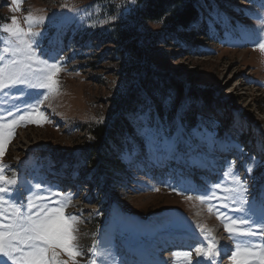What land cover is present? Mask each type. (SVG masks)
Instances as JSON below:
<instances>
[{
  "label": "rangeland",
  "instance_id": "obj_1",
  "mask_svg": "<svg viewBox=\"0 0 264 264\" xmlns=\"http://www.w3.org/2000/svg\"><path fill=\"white\" fill-rule=\"evenodd\" d=\"M207 1L206 12L189 27L192 29L190 42L160 35L153 47L158 52L150 63L159 73H168L188 85L214 90L221 104L198 114L203 116V122H214L208 130L217 141L238 144L247 155L235 150L225 152L220 155L222 160L208 165L205 159L216 152L205 149L199 156H193L192 161L208 166L193 167L182 149L176 158L172 153H156L139 134L137 116L142 113L138 112L128 116L135 136L126 135L111 154L114 160L120 158L125 163L124 173L121 178L112 179L111 186H106V179L96 181L82 176L79 171L86 166L83 151L86 139H93L90 129L108 124L119 115L117 112L110 116L115 108L113 101L140 77L139 71L130 65L134 55L122 57L117 53L120 46L110 42L117 25L126 27L133 23L131 10L125 12L122 19L102 24L108 15L119 14L124 8L132 9L133 5L129 0H23L20 10L14 11L16 5L12 0H0V26L10 23L15 15L26 28L24 17L29 13L53 17L62 26V31L45 33L52 46L62 49L59 92L41 106L46 117L41 125L25 122L15 129L2 162L9 166L7 175L11 177L15 173L19 181H28L33 186L34 196H49L54 202L56 197L49 188L73 193L66 211L79 217L78 243L84 252L83 257L78 258L80 264H87L91 258L89 249L94 243L107 239H111V246L119 249L128 264H178L173 253L189 250L187 246L193 245L183 237L170 241V238H161L158 241L162 244L159 249L163 250L160 255L144 256L139 261H130L129 257L135 253L132 250L148 247L160 234L184 233L186 228L195 231L198 242L203 243L198 225H203L211 236L218 233L223 241L215 239L219 245L225 243L229 249L234 248V241L224 230L223 217L217 219V216L219 213L240 214L221 208L215 198L202 203L197 196L211 191L217 183H228L223 177L227 161L235 159V166L244 178L243 165L250 156L264 160V151H261L264 146V52L243 38L257 23L255 15L264 13V7L262 0ZM90 5L100 10L91 18L82 17L83 23L72 19L73 6ZM210 18H215V22ZM48 24L46 19L45 25ZM148 27L155 33L162 31L161 24L152 23ZM43 28L41 25L33 31ZM3 46L0 44V48ZM44 47H50L48 41ZM24 91L34 94V90L26 87ZM12 92L18 95L15 89ZM0 100L5 101V109L15 104L20 108L17 115L23 114L20 99L5 95ZM228 100L237 108L224 104ZM200 105L199 99L187 97L180 108L183 106L186 112L190 108L199 109ZM13 111L15 113L14 108ZM222 129L223 133L219 134ZM64 168L68 172L61 171ZM254 175L259 193L264 189V167L257 168ZM40 182L43 186L35 188ZM216 191L223 195L221 190ZM180 192L184 194L181 198L176 194L181 195ZM189 196L192 198L188 199ZM149 207H155V211L146 215L143 210ZM100 218L103 223L99 225L97 219ZM164 219L167 223L171 221L168 229H160ZM62 258L67 259V256L62 254ZM222 261V264H230L228 256Z\"/></svg>",
  "mask_w": 264,
  "mask_h": 264
},
{
  "label": "snow or ice",
  "instance_id": "obj_2",
  "mask_svg": "<svg viewBox=\"0 0 264 264\" xmlns=\"http://www.w3.org/2000/svg\"><path fill=\"white\" fill-rule=\"evenodd\" d=\"M129 2L133 6L137 4V0ZM22 3L23 0H12V4L16 5L14 11L20 10ZM99 10L95 5L84 8L73 6L70 9L72 19L81 23L82 17L91 18ZM130 10L124 8L119 14H110L102 24L122 19L124 13ZM46 19L48 25H45ZM210 19L215 22V18ZM255 20L257 23L243 38L264 52V13H257ZM24 21L26 28L13 15L10 23L0 26V44L4 45L0 48V97L7 95L13 100L20 99L24 107L23 114L17 115L20 113L18 106L13 104L12 108L5 109V101L0 100V264H80L78 258L83 257L84 252L78 243L79 217L66 211L71 205L73 193L49 188L52 196L56 197L54 202L49 196H34L33 186L28 181H19L15 173L11 177L7 175L9 166L2 162L6 146L15 136V129L25 122L41 125L46 119L41 106L59 92L62 49L52 46L45 33L62 31V26L53 17H38L31 13L24 17ZM41 25H44L43 30L33 31ZM45 41L50 45L47 49ZM24 87L34 90V94L26 93ZM13 89L18 95L12 92ZM171 102L172 97L169 96L163 104L170 105ZM137 120L139 134L156 153H172L176 158L182 149L193 167L214 163L209 160L208 165H196L192 161L193 156H199L205 149L211 152L235 150L247 155L238 144L229 140L217 141L214 133L208 130L214 122L202 121L200 127L189 131L185 125L183 106L170 121L165 122L153 114L151 105L146 104ZM261 151H264V146H261ZM235 165L236 160L233 159L227 161L223 168L227 184L217 183L211 191L197 196L202 203L215 198L220 201L221 208L240 214L229 216L219 213L217 216V219L223 217L224 230L234 241L230 255L227 246L219 245L203 225H198L204 242L188 245L189 250L186 251H175L173 257L178 264H219L224 256H228L230 264H264V189L256 192L254 175L257 168L264 167V160L250 156L243 165L246 172L244 178ZM42 186V182L35 184L37 189ZM216 189L221 190L223 195L218 194ZM209 211H212L211 207ZM257 237L260 238L258 241L253 239ZM111 245V239L94 243L89 249L91 258L87 264H128L119 249ZM62 254L67 259H63Z\"/></svg>",
  "mask_w": 264,
  "mask_h": 264
},
{
  "label": "trees",
  "instance_id": "obj_3",
  "mask_svg": "<svg viewBox=\"0 0 264 264\" xmlns=\"http://www.w3.org/2000/svg\"><path fill=\"white\" fill-rule=\"evenodd\" d=\"M207 2V0L205 2L201 0H137V4L130 12L133 23L126 27L117 25L110 42L120 46L117 53L122 57L125 58L130 53L134 55L131 59L133 63L130 65L132 69L139 71L140 77L126 93L118 95L113 101L115 108L110 111V116L117 112L119 115L114 116L108 124L95 125L90 129L93 139H86L84 142L86 148L83 151V157L86 166L79 171L82 176L93 177L96 181L106 179V186H111L112 179L121 178L126 165L120 158L114 160L111 154L114 146L120 144L126 135L135 136L133 124L130 123L128 116L142 113L146 104L151 105L153 114L167 122L174 117L187 97L199 99L201 103L199 109L190 108L185 112V125L189 131L201 126L203 116L198 112L211 110L221 104L214 90L188 85L168 73H159L150 63L158 52L154 51L153 47L160 35L190 42L192 29L189 27L203 12H206L205 3ZM152 23L161 24V33L150 30L148 24ZM141 41L144 45H141ZM169 96L172 97L171 104L164 105L163 101ZM224 104H227L229 108H237L231 100ZM222 133L223 129L219 134ZM68 169L64 168L61 171L68 172ZM154 208L149 207L143 212L146 215L152 214L155 211ZM101 218L97 219L99 225L103 223Z\"/></svg>",
  "mask_w": 264,
  "mask_h": 264
},
{
  "label": "bare ground",
  "instance_id": "obj_4",
  "mask_svg": "<svg viewBox=\"0 0 264 264\" xmlns=\"http://www.w3.org/2000/svg\"><path fill=\"white\" fill-rule=\"evenodd\" d=\"M208 158H209V160H212V161H214V162H216V160H218V161H220V160H222V156H220V155H217V154H212V155H210V157L208 156ZM208 158H206V162H207V159ZM213 164V163H212ZM171 222V221H170ZM170 222H166V220L164 219L162 222H161V225H162V223L164 224L162 227H160V229H163L164 227L165 228H167L168 229V227H169V223ZM167 237V238H166ZM183 237V239H185L186 241H188V242H192L193 243V245H194V243H199L198 242V237H193V236H189L186 232H178V233H175V234H173V233H162V234H160L159 235V237L158 238H156V240H154V242L151 244V245H149L148 247H140V249H138V250H132V251H134L135 253H133L130 257H129V259H130V261H133V260H141L142 258H145L144 256H153V255H160V253L163 251V250H161V249H159L160 247H161V245H160V243L158 244V241L161 239V238H166V239H168V238H170L169 239V241L170 240H172V238H174V240H175V238H182ZM212 237H214V238H216V237H220V235L217 233L216 235L214 234ZM184 240V241H185ZM162 241V240H161ZM220 241L223 243V241H222V238L220 237ZM229 241V240H228ZM231 241V240H230ZM232 244H234V242H232ZM223 246H226V244L224 243L223 244ZM149 247H152V248H149ZM231 248V247H230ZM231 249H233V248H231ZM231 249H228V247H227V250H228V254H230V251H231ZM153 250H159L157 253H152V254H149V253H147V252H149V251H153ZM132 253V252H131ZM130 253V254H131ZM128 255V254H127ZM149 258V257H148ZM224 257H222L221 259H220V261H219V264H222L223 263V261H222V259H223ZM156 259V258H155ZM141 262V261H140Z\"/></svg>",
  "mask_w": 264,
  "mask_h": 264
}]
</instances>
